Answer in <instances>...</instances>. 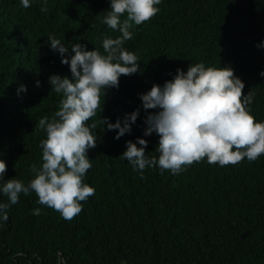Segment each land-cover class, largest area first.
I'll return each instance as SVG.
<instances>
[{"label": "trees", "instance_id": "1", "mask_svg": "<svg viewBox=\"0 0 264 264\" xmlns=\"http://www.w3.org/2000/svg\"><path fill=\"white\" fill-rule=\"evenodd\" d=\"M42 6L43 0L29 8L0 0V160L7 165L4 181L25 185L34 178L32 165L43 163L46 133L38 122L51 120L63 98L48 78L71 79L69 66L45 43L48 35L102 55L103 40L120 35L102 23L109 0H47L46 12ZM156 7L150 20L132 24L133 38L123 45L137 55L139 71L102 93L97 115L86 122L96 126V147L87 153L92 167L83 183L95 194L71 220L40 204L35 192L20 194L0 221V264H59L58 253L66 264H264V154L224 167L205 158L179 174L146 168L143 178L119 158L137 138L158 158L159 137L143 136L138 96L190 64L233 69L243 94L254 95L250 114L264 121V49L257 48L264 41V0H161ZM21 85L26 92L18 93ZM138 108L131 133L119 140L101 123ZM0 203L7 196L0 194Z\"/></svg>", "mask_w": 264, "mask_h": 264}, {"label": "clouds", "instance_id": "2", "mask_svg": "<svg viewBox=\"0 0 264 264\" xmlns=\"http://www.w3.org/2000/svg\"><path fill=\"white\" fill-rule=\"evenodd\" d=\"M24 8L31 7L32 0H19ZM161 0H109L110 9L102 23L120 33L116 38H106L98 50L88 51L82 43L71 49L54 35L49 34L45 43L58 53L63 65H68L71 79L51 75L48 82L51 91L62 94L59 109L54 117L41 118L37 127L44 130L46 139L41 141L42 166L32 165L34 178L27 185L16 178L4 181L7 165L0 160V194L8 203H0V221H7V209L19 202L20 194L35 192L38 202L58 211L66 220L81 213L83 205L95 194V189L83 178L92 167L87 153L96 147L95 124H86L97 115L100 97L111 88L119 87L121 76H131L139 71L138 57L123 45L133 38L132 24L141 25L158 12ZM41 12L47 11V0ZM126 14V19L121 16ZM264 49V41L257 45ZM264 78V71L260 72ZM40 87V82H36ZM244 82L234 75L230 67H206L203 62L190 64L187 71L176 70L174 77L162 86L154 84L149 91L139 94L146 113L143 136L155 133L159 137L157 157L146 154L148 141L137 138L127 141L126 151L119 157L138 171L143 178L146 168L158 167L163 174L170 170L179 174L193 162L206 158L209 164L221 167L236 165L245 158L255 161L264 154V121L256 122L248 107L254 99L251 91L243 94ZM21 85L19 92H26ZM148 110H155L148 113ZM103 109H101V112ZM140 109L125 114L111 123L101 119L108 131H115V139L130 134ZM139 145V147L137 146ZM34 215L40 209L33 210ZM59 264L66 261L57 254Z\"/></svg>", "mask_w": 264, "mask_h": 264}]
</instances>
